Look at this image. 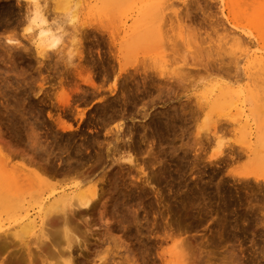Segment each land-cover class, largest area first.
<instances>
[{"label": "rangeland", "instance_id": "374dc122", "mask_svg": "<svg viewBox=\"0 0 264 264\" xmlns=\"http://www.w3.org/2000/svg\"><path fill=\"white\" fill-rule=\"evenodd\" d=\"M79 3L83 43L78 46L76 66L65 70L54 57L41 59L34 49L26 53L23 48L5 42L4 37L22 39L23 5L17 7L16 0H0V143L6 156L0 158L4 159L0 163L29 166L19 156L33 155L25 136L34 127L40 145L46 148L54 150L63 144L62 150L68 149L70 154L77 149L92 157L99 154L97 164L92 160L89 161L92 164L84 167L92 165L93 169L96 165L93 173L103 181L101 186L106 185L101 195L105 201L109 195L105 177L112 167L110 157H106L108 139L103 138L114 131L122 132L126 140L131 138L128 140L132 156L138 159L136 163L144 166L146 176H156L159 183L156 191L150 192L143 183L145 175L136 173V177H142L140 182L136 180L139 188H145L138 189L143 203L138 219L144 227L151 228L154 248L150 252L144 250L147 244L144 234L135 240L126 237L122 228L110 227L112 239L101 247L103 250L106 246L103 253L111 248L108 256L122 264L128 260L131 264H164L162 254L168 256L166 251L171 242H160L171 231L179 232L180 227L182 233L176 239L188 246L187 264H264V149H261L264 0H79ZM63 6V0H50L48 10L52 13ZM138 13L141 15L134 22ZM149 17L158 19V23ZM23 43L28 47L26 41ZM227 65L231 68L227 72L236 71L228 73L231 77L223 72ZM219 67L224 69L217 71ZM181 69L190 73L189 77V73L182 75L183 79L186 77L182 83L177 81V76L183 73ZM78 71H90L92 82L99 88L83 83ZM235 74L238 76L233 77ZM157 87L163 89L162 93ZM121 96L128 98L122 100ZM79 112L83 113V121L78 118ZM20 114L27 117L28 123L13 125L10 117ZM57 117L73 128H59L53 121ZM154 120L158 125L152 123ZM149 124H154L156 131ZM15 128L23 130V138L17 136ZM152 136L153 153L149 155ZM12 151L20 155L9 156ZM44 178L57 185L67 183L48 179L46 175ZM141 182L144 185L140 186ZM6 190L0 193V226L8 229L17 217L6 199L1 198L10 191ZM97 206L95 211L102 208L101 203ZM95 211L89 214L92 218L89 249L96 246L95 237L100 233L95 229L101 226L94 221L98 218ZM242 211L253 219H248L253 224L251 227L248 223L250 233L236 238L233 235L229 238L228 233V238H224L236 213L242 219ZM220 216L224 217L222 225L226 224L223 237L216 228ZM108 219L115 226L116 219ZM226 219L230 221L225 223ZM163 228L167 232L163 233ZM24 233L14 238L15 247L11 250L18 248L21 257L31 264L58 262L60 257L54 250L47 251L49 247L36 239V231ZM12 255L13 251L0 253V264H9ZM92 256L88 249L77 248L73 264H98Z\"/></svg>", "mask_w": 264, "mask_h": 264}, {"label": "bare ground", "instance_id": "6f19581e", "mask_svg": "<svg viewBox=\"0 0 264 264\" xmlns=\"http://www.w3.org/2000/svg\"><path fill=\"white\" fill-rule=\"evenodd\" d=\"M142 5H144V4H142ZM141 8H143V7H141ZM187 13H189V12L187 11L186 14ZM140 15L141 14L138 13V17H137V15H136V18L133 17L134 18L133 21L136 22L138 20V18L140 17ZM187 16H189V15L187 14ZM149 18H152V17H149ZM152 19H153V23H158V19L157 20L155 18H152ZM145 27H146V25H145ZM140 29L142 30V28H140ZM143 30H145L144 27H143ZM140 31H137L135 33L139 34ZM141 32H143V31H141ZM133 39H134V37H133ZM210 65L215 66V64H211V63H210ZM204 66H203V68H204ZM207 66H205L206 69L209 68V66L208 67ZM224 66L226 67V64ZM210 68H211V66H210ZM228 68H230L228 65H227L226 69H224V67H223L222 68V69H224L223 72L226 71ZM206 69H204V70H206ZM214 69H215V67H214ZM222 69H220V67H219L217 70V68H216L217 71H219V70L222 71ZM263 70H264V68H263ZM230 71L232 72V70H228V72L226 71L227 73L226 72L225 73L227 75H229L228 73ZM88 72L90 73V71H88ZM88 72L85 71L84 73H82L81 71H78V76L80 77V80H82L83 83H86V84L90 85L91 87H94L95 89L99 88V87L94 85V83L92 82V79H91L92 75H91V73L89 74ZM181 72H183V70ZM231 72H230V75H231ZM234 72L236 73V71H234ZM234 72H232V73H234ZM184 73H185L184 76H186V74L189 72L186 73V71H185L183 73H180V76H177L179 79L177 81L180 82V81L186 80V77H185V79H183V76H182ZM162 74L163 73L161 72V76H163ZM189 75H190V73L187 74V77H189ZM230 75H229V77H231ZM237 76L235 74V76H233V77H237ZM180 83H182V82H180ZM138 88L139 87H137L136 90ZM157 88H160V89H158L159 90L158 92L162 93L161 91L163 89H161V87H157ZM112 89H109V90H112ZM93 91H95V90L93 89ZM120 91L123 92L124 90L123 91L120 90ZM138 91H139V89H138ZM167 93H169V92L167 91ZM121 94L125 95V93H121ZM136 94H138V92H136ZM123 97H125V96H123ZM123 97H122V100L124 99ZM127 98H128V96L125 97V99H127ZM58 101H62V100L58 99ZM122 102H124V101H122ZM125 106L127 107V105H125ZM143 115L147 118V115H145V113ZM122 116L123 115L121 114V117ZM25 118H27V117H24L23 114L22 115L21 114L20 115H13L10 117V122L13 125L19 124V125L25 126L24 124L28 123V120H27V122H25ZM36 118L37 117H35L34 119L36 120ZM78 118H79V120L83 121V113L82 112L78 113ZM100 118H102V117H100ZM34 119H32V120H34ZM102 119H105V117H103ZM36 121H33V123ZM53 121L62 130H70L73 128L70 124H65L61 120L60 117L53 119ZM103 121H105V120H103ZM151 121H152V119H151ZM154 122L156 123L155 120L152 123H154ZM141 123L143 124V122H141ZM145 123H146V121H145ZM154 124L153 125L151 124L153 126L152 131H156V130H154L155 129ZM151 125L149 124V127ZM156 125H158V124L156 123ZM141 126L143 127V125H141ZM146 127H147V124H146ZM31 129L33 130V131L31 130V132L28 130L29 133H31V134L27 133L28 134V136H27L25 134L27 131L26 132L24 131L25 132L24 134L26 135L25 137L28 138L27 142L30 146V149H31L33 155L31 157L25 156V154L24 155L21 154V156H19V160L22 158V161L23 160L27 161V164L31 168H29V166H27L25 164H14V163L10 164L9 161H3V162H1L2 164L0 163V173H2L4 176V177L0 178V193H2L3 190H5V189L10 190V191L6 190V191H8V193H6L4 195V197H1V198L6 199V202H8L9 207H11L10 210H12L14 215L17 217V218H13V220L16 219V222L14 223V225L11 228L7 229V228H3L2 226H0V253L3 254L4 252L13 251V255L8 260L9 264H31L29 261L26 262L25 258L21 257L20 253L18 252V248L17 249L14 248L13 250L10 249L11 247H15L14 246V242H15L14 238H16L18 236L21 237V236H23L22 234L24 232H25L24 234H26L27 232H29L31 230L32 231L34 230L37 232L38 238H36V239L41 244L43 243V245H47L49 247V250L46 249L47 251H50V248H51V250L52 251L54 250V253L58 257H60L59 259L57 258L58 262H56V264H73V259H72L73 253H74L75 249H77V248L79 249L81 247H82V250L88 249V251L92 253V255H93L92 259H94L93 260L94 263L98 262V264H122V262H119V261L117 262L108 256L113 251L111 248L110 249L107 248L105 253H103V251L106 248V246L104 247L103 250L101 249V247L105 243L106 244L108 243V240L110 241V239H112V237L110 235V232H111L110 227L122 228L123 233L126 237H130V238L135 239V240H137V236L144 234V237L147 240V244L145 243L144 250L146 252H150L151 250H153L154 246H153V244H151L152 230L148 226L144 227L141 224V220L138 219V210L142 207V204H143L141 201L142 196H140L138 189L141 190V189H145V188H143V187L139 188L136 180L139 179V182H140V179L142 177L141 178L136 177V173L145 175V177H143V183L145 182L146 185H148L147 188L150 190V192L156 191L157 185H159V183H158L156 176H154V175H152V176L150 175V177H149V175L146 176L144 166L142 165L143 168H142V166L139 167L140 163L139 164L136 163V161H138V159L133 157L131 154V152L133 151L132 150L133 148H132L131 143L129 141V140H131L130 137L127 138V140H126L124 133L120 132L119 134H117L118 131H114V133L110 137L107 138L105 135L103 138L106 140L107 139L109 140V138H110L109 142L107 140L105 147H106V157H110L109 167L110 166L112 167L107 172V177H105L106 180L108 181L107 182V188L108 189L106 187L105 188L107 189V191H109L108 194L110 196L108 194H106L107 193L106 192L105 198L108 195L107 196L108 199L106 198V200L103 201L104 196H101V195L104 194L102 192V190H103L102 187H104L103 185H105V184H103L101 186L100 183L102 184V182H103L102 180H100L101 178H98L96 176L98 178V179H96L94 177L95 175L93 173L94 172L93 170H94V167L96 168V165L93 166V169H92V165H91V167H90V165H88V167H90V168L84 167L87 164H90V163L92 164L93 162H89L92 160H94V163L97 164L99 162V159H100L99 154H95L96 156L92 157L91 154H87V153L81 151L80 149H77V150H75V152L73 154H70L68 152V149L62 150L64 148L63 144L60 146L57 145L56 146L57 148H55L54 150L51 149V147L46 148V146L40 145L41 141L38 139L39 136L36 135L37 132H35V130H34L35 128L33 127ZM158 130H159V128L157 129V131ZM21 131H23V130L15 128L14 132L17 134V136L19 135V137L21 136L23 138L24 135L21 133ZM159 132H160V130H159ZM153 134H156V132H154ZM154 136H156V135H154ZM154 136H152L151 140L149 139L150 143H151V146L149 145V147H150L149 148V155H150V152L153 153L151 150H152V146H153L152 142H153ZM54 138H56V137H54ZM119 138H121L120 142H118ZM56 140H54V142ZM149 140H148V142H149ZM263 140H264V138L262 139V142H264ZM58 141H61V140L58 139L57 142ZM260 143H261V141H260ZM154 144H155V141H154ZM261 146H262L261 149H264V145H261ZM59 147H61V150L59 149ZM52 148H54V147H52ZM1 149L2 150L4 149V146L2 144L0 146V158H2V157L4 158L6 156H4V153H3V151H1ZM56 149L60 150V151H58L59 153L56 152L57 151ZM5 150L7 151L8 149L6 148ZM134 151H135V149H134ZM262 151H263L262 153L264 154V150H262ZM254 153H255V151H254ZM9 154H10L9 156L13 155V158H14L15 154L20 155L19 153H17V151L9 152ZM134 154H135V152H134ZM38 158L40 160H42V162H40L38 160ZM0 160L2 161L4 159H0ZM87 162H89V163H87ZM145 163H147V162H145ZM142 164H144V163H142ZM136 166L139 167L138 168L139 171L137 169H135V168H137ZM145 166H146V164H145ZM146 168H147V166H146ZM178 168H180V167H178ZM165 170H167V169H165ZM133 171H135V173ZM176 172H178V171H176ZM133 174H135V175H133ZM147 174H149V173H147ZM43 175H44V177L46 175L48 179H53V180L59 179V180H61L60 182H67V183H64V185H57L59 183H57V182L52 183L51 181L44 178ZM116 180H119V183L114 182ZM117 183H118V186L116 185ZM143 183L141 182L140 186H142ZM41 187H44L45 189L41 190ZM106 189L104 190V192L106 191ZM113 190H114L115 194H112ZM142 191H141V193H142ZM145 191L146 190H144L143 193H145ZM158 191L159 190H157V192ZM100 199L102 200V202ZM220 199H222V198H220ZM1 200L2 199H0V202H1ZM184 200H188V199L185 198ZM100 203L102 204L101 207L103 209L101 208V209H98L99 211H95V209L97 210V208H98L97 204H100ZM183 203H185V202H183ZM236 205H239V204L237 203ZM234 207H235V205H234ZM248 207L247 208L245 207V208L248 209ZM5 208H8V207L6 206ZM31 210L33 211L32 213H30ZM93 211L98 213L97 214L98 218L96 219V217H95L94 221L100 222L101 226L95 227V229L97 228L100 230V233L98 236L95 237L97 244H94V245H96V246L92 247V249H89L87 243L89 240L88 238L91 237V232H89L90 231L89 224H90V221L92 220V218L90 217L89 214H93ZM236 211H238V210H236ZM250 211H252L251 214L253 215V210H250ZM242 213H244V212L242 211ZM249 215L247 212H245L244 214H242V216H241L242 219H241L240 215H238V213H236L235 217L233 218L232 228H230L231 227L230 222H229L230 227H228L229 224L227 225V227L231 229V230L228 229L229 231H227V232H225V227H224L226 224L222 225V223L224 222V217H221L222 216L221 215L219 218V222L216 224L217 225L216 228L218 230L217 232H220L218 235H220V237H221L222 233L223 234L227 233L224 235L225 236L224 238H228V237H226V235H228V233H231L230 235H228L229 238H230V236L232 237V235L234 236V238H236V236L238 237L239 234L248 233L249 232L248 229L250 227V226H248V223H249V221L253 220L250 217L249 218L251 220H248ZM252 215H251V217L254 218V216H252ZM256 216H257V214H256ZM108 217H111L112 219H116L115 226L112 222L109 221ZM260 219H262V218L260 217ZM226 221H227V219L225 220V223H226ZM228 221H230V219ZM239 222H240V224L244 223V225L240 226ZM260 223H261V221H260ZM249 224H251V223H249ZM252 226H253V224H251V227ZM178 227H176V228H178ZM251 227H250V229H251ZM180 229L181 228L179 227L178 228L179 232L177 230L171 231L168 235H165V237H163V239L160 242V244L162 242H166V241L171 242L170 246L167 248V251H166L168 256L166 257L165 254H162L161 260L164 264H187L186 260L188 259L187 255L189 253L188 246L185 245V243L182 240L179 241L178 239H176V237L182 233ZM162 231H163V233L167 232V230H165V228H163ZM112 241H114V240H112ZM40 243H38V244L40 245ZM113 244H115V243H113ZM47 246H46V248H48ZM114 246H112V247H114ZM99 251H101V252H99ZM154 252H155V249H154ZM154 252H153V254H154ZM7 256H8V254H7ZM126 262H127V264H131L129 260Z\"/></svg>", "mask_w": 264, "mask_h": 264}, {"label": "clouds", "instance_id": "9594fccd", "mask_svg": "<svg viewBox=\"0 0 264 264\" xmlns=\"http://www.w3.org/2000/svg\"><path fill=\"white\" fill-rule=\"evenodd\" d=\"M16 4L23 5L22 39L4 37L5 42L26 53L34 49L41 59L54 57L65 70L73 69L81 43L79 0H63L64 6L52 13L48 10L50 0H16Z\"/></svg>", "mask_w": 264, "mask_h": 264}]
</instances>
